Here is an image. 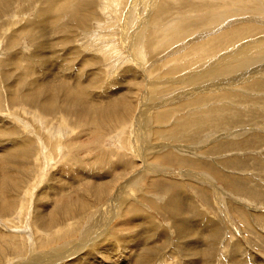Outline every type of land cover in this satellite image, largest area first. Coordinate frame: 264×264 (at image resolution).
Here are the masks:
<instances>
[{
    "label": "rangeland",
    "instance_id": "374dc122",
    "mask_svg": "<svg viewBox=\"0 0 264 264\" xmlns=\"http://www.w3.org/2000/svg\"><path fill=\"white\" fill-rule=\"evenodd\" d=\"M133 2L0 0V264H264V0Z\"/></svg>",
    "mask_w": 264,
    "mask_h": 264
},
{
    "label": "bare ground",
    "instance_id": "6f19581e",
    "mask_svg": "<svg viewBox=\"0 0 264 264\" xmlns=\"http://www.w3.org/2000/svg\"><path fill=\"white\" fill-rule=\"evenodd\" d=\"M71 1H72V0H71ZM71 1L66 0V4H67L68 6H70V4H71L70 2H71ZM139 1H140V0H134V2H133V4H132V9L134 8V6H136L138 3H140ZM57 5H58V4H57ZM155 5H156V4H155ZM58 7H59V6H58ZM60 7H61V6H60ZM65 8H68V7H65ZM74 11H75V10H74ZM147 12H148V11H147ZM257 27H258V26H257ZM245 28H247V27H245ZM259 28H260V27H259ZM247 29H248V28H247ZM247 29H246V30H247ZM260 29H261V28H260ZM237 31H238V30H237ZM241 31H242V30H241ZM244 33H245V32H244ZM210 34H211V33H210ZM123 38H124V37H123ZM262 38H263V37H262ZM197 39H198V38H197ZM221 39H222V38H221ZM258 40H260V39H258ZM259 42H260V41H259ZM250 43H251V42H250ZM250 43H247V44L250 45ZM256 44H258V43H256ZM256 44H255V45H256ZM132 45H133V44H132ZM249 45H248V46H249ZM248 46L245 45V47H243V49H242V47H241L242 51H240V52H243V50H244V52H245V51H246V48H247ZM250 47H251V46H249L248 48H250ZM253 47H254V45H253ZM133 48H134V51H135V52L138 51V49H139V43L136 44ZM238 49H239V48H238ZM241 49H239V50H241ZM235 51H237V50H235ZM240 52H239V53H240ZM244 52H243V53H244ZM232 54H234V53H232ZM231 56H232V55H231ZM226 58H228V57H226ZM227 75H228V74H227ZM240 75H241V74H240ZM236 76H237V75H236ZM238 76H239V75H238ZM238 76H237V77H238ZM237 77H236V78H235V77L233 78V77L231 76V80H232L233 82H235L236 79L239 78V77H238V78H237ZM229 80H230V79H229ZM242 80H243V79H242ZM242 80L240 79V81H242ZM230 82H231V81H230ZM46 86H47V85H46ZM220 86H221V85L216 84V85L214 86V89L220 88ZM76 91H77V90H76ZM76 91L74 92V93L76 94V95L74 94L75 98H81V97L83 98V97H85V95H84L83 93L81 94L80 91H79V92H76ZM70 95H71V94H70ZM65 98H66V97H65ZM82 98H81V99H82ZM83 101H84V100H82V102H83ZM48 105H49V104H48ZM82 106H83V105H82ZM85 107H86V106H85ZM47 110H48V109H47ZM72 110H73V109L69 110V112H72ZM139 114H140V113H139ZM136 123H137V122H136ZM215 195H216V194H215ZM117 198H118V197H117ZM107 224H108V223H107ZM55 261H56V260H55Z\"/></svg>",
    "mask_w": 264,
    "mask_h": 264
}]
</instances>
